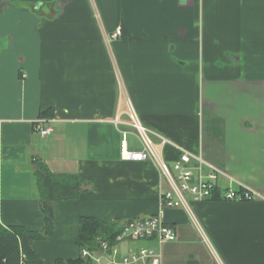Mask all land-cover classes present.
I'll return each mask as SVG.
<instances>
[{
	"label": "crops",
	"instance_id": "1",
	"mask_svg": "<svg viewBox=\"0 0 264 264\" xmlns=\"http://www.w3.org/2000/svg\"><path fill=\"white\" fill-rule=\"evenodd\" d=\"M132 113L170 165L200 153L260 197L162 209L158 162L121 156L143 150ZM36 159L91 182L54 203L44 264L81 256L84 216L154 214L162 264H264V0H0V227L43 228Z\"/></svg>",
	"mask_w": 264,
	"mask_h": 264
},
{
	"label": "built area",
	"instance_id": "2",
	"mask_svg": "<svg viewBox=\"0 0 264 264\" xmlns=\"http://www.w3.org/2000/svg\"><path fill=\"white\" fill-rule=\"evenodd\" d=\"M121 34L118 29L111 36L117 38ZM132 124L135 126L143 141L142 151H132L124 137L121 156L123 159L154 158L159 165L161 174L168 184L167 189L160 195L162 209L189 207V197L193 201H201L218 197L224 200H245L260 197V193L248 188L242 182L230 177L221 168L208 162L202 154L191 152L183 147L179 157L172 165L160 158L156 151V143L147 128L140 124L136 115L131 114ZM40 135L46 137L52 128L43 124V119L37 122ZM170 142L160 136V146ZM228 178L227 185L220 184L221 178ZM177 239L173 225L165 222L159 215L154 214L143 218H133L123 223L121 231L113 240L99 237L95 248L83 249L81 256L89 264H162L160 246ZM154 241L157 247L143 246L122 251V244L133 241ZM22 255V260L24 259ZM22 264L24 262L22 261Z\"/></svg>",
	"mask_w": 264,
	"mask_h": 264
},
{
	"label": "trees",
	"instance_id": "3",
	"mask_svg": "<svg viewBox=\"0 0 264 264\" xmlns=\"http://www.w3.org/2000/svg\"><path fill=\"white\" fill-rule=\"evenodd\" d=\"M35 172L41 192L40 206L44 216L41 230H30L22 225L12 224L0 227V264H44L35 251L37 240L50 236L55 227L54 203L58 200L77 198L90 187L91 182L78 175L52 172L41 159L34 161ZM119 219L84 216L81 218L79 245L93 249L99 237L113 240L122 229ZM22 255L24 259L22 260ZM56 264H89L82 256L76 259H59Z\"/></svg>",
	"mask_w": 264,
	"mask_h": 264
},
{
	"label": "rangeland",
	"instance_id": "4",
	"mask_svg": "<svg viewBox=\"0 0 264 264\" xmlns=\"http://www.w3.org/2000/svg\"><path fill=\"white\" fill-rule=\"evenodd\" d=\"M132 242V241H131ZM133 243V242H132ZM132 245H134V244H132Z\"/></svg>",
	"mask_w": 264,
	"mask_h": 264
}]
</instances>
